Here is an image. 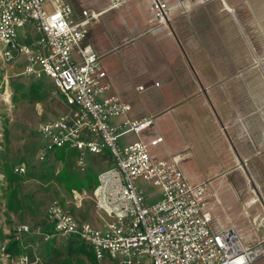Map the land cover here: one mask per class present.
I'll return each mask as SVG.
<instances>
[{
	"label": "built area",
	"instance_id": "2783aa9c",
	"mask_svg": "<svg viewBox=\"0 0 264 264\" xmlns=\"http://www.w3.org/2000/svg\"><path fill=\"white\" fill-rule=\"evenodd\" d=\"M127 1L132 0H110V8ZM146 1L151 21L166 25L172 12L168 1ZM102 13L85 9L75 18L65 0H0V151L5 142L3 121L10 118L13 108L9 78L2 73L7 64L16 66L14 61L24 56L20 74L49 77L71 102L68 111L37 126L50 151L73 150L81 169L86 153L108 154L112 162L96 177L92 191L96 210L109 221L102 219V226L94 228L53 201L45 214L51 233L21 225L15 235L76 238L89 248L96 264H254L264 238L256 247H244L235 231L214 230L208 183H190L181 169L180 155L154 159L149 148L160 144L162 137L155 136L149 143L139 138L154 119L127 118L131 105L111 93L99 55L86 43L89 25ZM2 111L7 114L2 116ZM121 117L126 119L120 125L110 122ZM128 133L137 140L120 145V137ZM46 158L43 149L38 160ZM13 173H25L24 166L16 165ZM4 178L1 173L0 180ZM139 181L158 187V199L148 201L137 187ZM73 194L77 201L86 197ZM255 203H259L257 197L250 204ZM256 228L264 230V206ZM0 249L7 256L4 246ZM17 263L29 264L28 258L22 256Z\"/></svg>",
	"mask_w": 264,
	"mask_h": 264
},
{
	"label": "crops",
	"instance_id": "0c3cea01",
	"mask_svg": "<svg viewBox=\"0 0 264 264\" xmlns=\"http://www.w3.org/2000/svg\"><path fill=\"white\" fill-rule=\"evenodd\" d=\"M65 1L75 18L85 9L103 11L89 25L86 43L99 55L111 93L131 105L127 118L154 119L139 138L149 143L161 136V121H172L190 136L191 145L184 147L196 144L209 162L189 170V152L176 153L163 136L149 148L151 156L182 155L186 179L209 185L213 229L233 230L244 247H256L264 206V0H167L172 12L164 26L151 21L146 0L115 8L110 0ZM125 119L110 122L120 125ZM136 140L128 133L119 144ZM231 173L235 178H228ZM237 179L242 184L235 187ZM255 197L259 203L247 204ZM241 205L245 212L238 214L253 228L251 245L241 242L243 234L226 213ZM259 252L254 264L264 257V244Z\"/></svg>",
	"mask_w": 264,
	"mask_h": 264
},
{
	"label": "rangeland",
	"instance_id": "374dc122",
	"mask_svg": "<svg viewBox=\"0 0 264 264\" xmlns=\"http://www.w3.org/2000/svg\"><path fill=\"white\" fill-rule=\"evenodd\" d=\"M24 61V56H20L14 61L17 67L7 64L2 73L9 78L13 108L10 118L3 121L5 142L0 151V174L5 176L0 180V248L16 240L20 253L18 256H3L0 249V264H18V259L25 255L29 264H94L79 253L67 256L66 241L63 238L56 237L46 241L43 235H15L14 230L21 225L42 229L47 227L46 209L53 201L59 202L75 219L88 222L94 228L101 227L102 219L106 216L96 210L92 191L97 184L96 177L110 166L107 161L102 160L101 155L86 153L84 167L81 169L76 165V153L73 150L62 148L50 151L37 133V126L68 111L71 102L53 86L49 77L42 75L34 79L20 74ZM1 114L5 116L7 112L2 111ZM161 123V136L165 141L171 142L176 153L189 152L190 156L185 161L189 170L194 171L197 166L204 168L208 164V155L196 144L184 147L191 142L190 136L184 135L185 131L180 133L172 121ZM43 149L47 152V158L40 162L38 157ZM16 165H23L25 173H13ZM234 176L231 173L228 178L233 179ZM232 184L237 187L236 184H242V181L237 179ZM137 187L148 197V201L158 199L160 195V189L151 183L139 181ZM73 191L85 194L86 197L77 201ZM251 202L252 200L247 204ZM244 208L241 205L238 211L237 207H227L226 213L231 214L232 224L243 234L241 242L251 245L254 240L253 228L248 218L238 214L240 211L245 212ZM221 217H224L223 212ZM258 233L260 239L264 238L263 229ZM258 264H264V257Z\"/></svg>",
	"mask_w": 264,
	"mask_h": 264
},
{
	"label": "trees",
	"instance_id": "16d2710c",
	"mask_svg": "<svg viewBox=\"0 0 264 264\" xmlns=\"http://www.w3.org/2000/svg\"><path fill=\"white\" fill-rule=\"evenodd\" d=\"M101 158H102V160L107 161L110 166L112 165V162H111L108 154H102ZM40 162H44V161H40ZM43 231L46 233H51V229L48 226L43 228ZM54 238H56V237H52L46 241L52 240ZM64 240L66 241L65 249H66V255L67 256H70L73 253H79L81 255L86 256L90 261H92V263L96 264L92 253L89 251V248L86 245H84L78 239L72 238V237L66 238ZM78 244H80L79 247H78ZM19 247L20 246H19L18 241H16V240L10 241L4 246V251H5L4 253L6 255L13 254V255L18 256L20 253ZM25 256H27V255H25Z\"/></svg>",
	"mask_w": 264,
	"mask_h": 264
}]
</instances>
